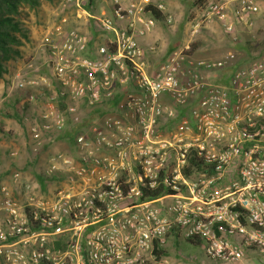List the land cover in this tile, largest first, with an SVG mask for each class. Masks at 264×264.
Instances as JSON below:
<instances>
[{
	"label": "built area",
	"instance_id": "1",
	"mask_svg": "<svg viewBox=\"0 0 264 264\" xmlns=\"http://www.w3.org/2000/svg\"><path fill=\"white\" fill-rule=\"evenodd\" d=\"M88 1L62 5L82 9ZM233 1L204 2L191 32L217 23L237 44L255 27L260 6ZM153 2L113 0V15L96 17L110 35L97 57L88 53V34L52 25L10 74L24 106L44 97L39 111L21 114L35 149L69 122L81 123L83 107H100L126 90L116 113L76 134L77 156L52 157L45 175L64 182L53 199L31 208L4 188L0 262L172 264L164 251L176 235L203 241L212 261H239L249 248L264 253V51L240 66L235 51L201 58L186 45L150 74L137 40L156 25L147 6L174 21L163 2ZM230 66L228 83L212 79ZM177 108L186 114L164 132L163 119H176ZM160 185L166 193L148 196Z\"/></svg>",
	"mask_w": 264,
	"mask_h": 264
},
{
	"label": "crops",
	"instance_id": "2",
	"mask_svg": "<svg viewBox=\"0 0 264 264\" xmlns=\"http://www.w3.org/2000/svg\"><path fill=\"white\" fill-rule=\"evenodd\" d=\"M89 1L83 5L82 9H78L75 5L71 6V9L69 10L71 13L69 17L70 21L67 22V24L72 25V27L78 28L81 31L88 34L90 38L88 53L93 57H97L99 56V47L100 45H103V43H98V40L94 38V34L89 31V26H92V22L90 20V24H89L88 17L96 19V17H99L104 14L110 15L111 12L114 13V4H113V0H95L97 4L96 5L97 13H95L90 8L92 7V3H94V0H92L91 2ZM98 1H100L101 6H98ZM153 1H154L153 4L159 1L163 2L166 5V13L173 16L174 21H176V23L175 24L167 23L166 15L162 13V17L160 19H157L154 16L156 19V25L150 32L146 33L145 35H139L137 37L139 45L145 50L147 69L150 74H154V72L157 70L159 65L163 63L170 55V53H172L174 50H177L186 45H190L194 41L200 42L201 45V41L198 39L199 34L198 33L193 34L191 31L193 25L201 21L199 19L202 14L201 6L203 5V3L201 4L198 2L199 0H153ZM226 1L230 5L234 3L233 0H226ZM257 2L260 6V11L254 15V20H255V26L258 28L264 25L263 24L264 0H257ZM152 6L155 9V5ZM57 23L63 24L62 22H57ZM65 26L67 27V25ZM216 26L218 28L220 27L217 23L204 24L202 27L205 28V30L213 31ZM70 27L71 26H68L67 28ZM224 41L226 42V40ZM151 47H155V50H152ZM34 48L36 47L34 46ZM198 49L194 52L195 54L198 51ZM13 59L14 58H11L8 61V63L9 64L13 63L12 62ZM18 68H20V66L17 67V69ZM12 72H13L12 70L10 71L7 70V72L4 74V78L6 79V84H4L5 81L4 78L2 79L3 82L0 84V92L1 89H3L2 98L0 99V110H1L0 126H2V128H0V173L4 172L5 170L8 172L10 168L24 169L27 167L28 169H30V175L27 176L32 177L36 174V176L39 178V181H41L40 182L41 185L44 186V194H45L44 198L51 200L55 197L57 190L63 187L64 185V182L62 180L63 178L61 179V177H59V179L57 180L59 182V185H56L54 183L45 184L44 183L45 179L42 176L39 177L38 175H41L40 171L45 174L44 171L46 165H43L41 170L38 168V165H35L34 173L32 166H27L28 163L27 155L28 154L33 155L34 153L31 152L32 144H31L28 122H25L21 117L22 112L26 114L29 113V115H31L35 111H39L40 108L43 106L44 97H42L43 95L41 96V93H39V97L34 103L26 104L24 106L22 100L23 95L21 94V91L12 89L10 86L9 76ZM227 80L229 81V78H227ZM125 90L126 89L119 90L114 100L106 102L100 107H96V108L83 107V121L80 124H85L86 128L89 125H92L93 123L101 124L103 121V117L105 115L116 113L117 112L116 104L120 99H122L124 95L123 91ZM33 92H40V91L33 90ZM9 109H12L13 112H10ZM14 112L16 113L15 115ZM186 112L187 109L177 108V113H178L177 118L176 119L164 118L162 122V130L166 132L172 129L178 123L181 117L184 114H186ZM62 138L67 139L66 137H64V135L60 139L62 140ZM13 150L18 151L17 157H11L10 153ZM61 154L65 156H77L78 154L76 152V143L74 142L73 149L70 150V152L65 151L63 153L61 152ZM180 239L181 238L178 237L173 238L174 242L176 243L180 242ZM198 243L200 242H197L195 244ZM247 250H251L253 255H256L254 254L256 253L254 251L257 249L249 248ZM167 255L170 257L172 264H248V262H246V253L243 259L233 262L212 261L208 258H205V260L200 261L196 259L194 256L190 257L189 259H183V257L179 253H176L174 249L173 248L171 249L170 247L167 249ZM255 258L258 261V263L264 264V259L261 260L260 257H256V256ZM0 264H5V263L1 261Z\"/></svg>",
	"mask_w": 264,
	"mask_h": 264
},
{
	"label": "rangeland",
	"instance_id": "3",
	"mask_svg": "<svg viewBox=\"0 0 264 264\" xmlns=\"http://www.w3.org/2000/svg\"><path fill=\"white\" fill-rule=\"evenodd\" d=\"M96 5L97 4L94 0V3H92V7H90L95 13H97ZM98 6H101L100 1H98ZM21 7L22 10L20 13L12 12V14L13 16L17 17V19H22L25 12L28 11L26 12L27 17L23 18L24 20L22 22L23 27H25V29L27 30L28 36L23 37L19 43L13 44L15 45L14 48L16 49V51H14L15 54L12 61L13 63L9 64L7 62L6 66L8 67V71L16 70L17 67L21 66L23 62L28 59V57L34 54V46L36 47L39 39L54 23L62 22L63 24L67 25V27L71 26V28H75L72 27V25L67 24V22L70 21L69 17L71 13L69 10L71 9V6L64 8L62 5V0H37L36 3L25 2ZM110 15H113V13L111 12ZM88 18L89 24L90 20L92 22V26H89V31L94 34V38L98 40V43L106 44L110 36L109 33H106L100 28L97 19H93L90 17ZM175 23L176 21L173 22V24ZM263 26L258 28L255 26L251 30L247 29L245 33L240 34V41L237 44H234L229 35H227L220 27L218 28L216 26L213 31L205 30V28L202 27V29H200L198 32V39L201 41L200 48L198 49L196 54L192 53V56L201 58H218L225 55L229 51H235L237 54L236 64L240 66L246 65L264 51ZM224 40H226V42ZM231 68L232 66L220 71H216L214 74L212 73V79L215 80L217 78H220L221 74ZM231 74L232 73H230L229 75ZM3 78L4 76L0 78V84L3 82ZM4 80V84H6V79L4 78ZM2 90L3 89H1L0 92V99L2 98ZM9 111L13 112L12 109H9ZM15 114L16 113L14 112V115ZM69 123L66 129L61 132L54 141L46 142L42 148L35 150L34 146L31 145V152H33L34 154L27 155V166H32L33 173L35 165H38V168L41 170L43 165H46V167L50 165L51 159L54 155L61 154V152L63 153L65 151L70 152V150L73 149L74 143L69 142V139H60L61 137H63V135H68V133L73 129V122H71V125ZM0 128H2V126H0ZM76 133L77 132L74 131V135ZM76 158L77 157H75V159ZM40 173L41 175L38 176H42L45 179V184L54 183L56 185H59V182L57 180L59 179V177H62L61 175L59 176L56 174L47 176L46 178L44 173H42L41 171ZM15 174H18V177H15ZM27 175H30V169H28L27 167L24 169L10 168L8 172L5 170L4 172L0 173V224L6 217V211L4 208L6 190H4V188L7 187L11 197L18 203L27 205L31 208H38L39 201H45L46 198H44V186L41 185V181H39V178L36 176V174L32 177H29ZM63 176H65V173H63ZM173 238L174 237H171L169 239L167 249L169 247L171 249L173 248L176 253H179L183 257V259H189L190 257L194 256L196 259L201 261L207 258L205 254V244L203 243V241L195 244L184 238H181L180 242L176 243L174 242ZM246 251V262H248V264H260L256 260L255 256L260 257L261 260L264 259V253L259 252V250L254 251L256 252L254 253L256 255H253L251 250Z\"/></svg>",
	"mask_w": 264,
	"mask_h": 264
},
{
	"label": "trees",
	"instance_id": "4",
	"mask_svg": "<svg viewBox=\"0 0 264 264\" xmlns=\"http://www.w3.org/2000/svg\"><path fill=\"white\" fill-rule=\"evenodd\" d=\"M90 0L89 2H91ZM207 0H199V3H204ZM25 2H37V0H0V78L4 76V74L7 72L8 67L7 62L14 57V51L16 49L14 48L15 43H19L20 40L23 37L28 36L27 30L25 27H23V18H26V11L24 14V17L22 19H17V17L13 16L12 12H18L20 13L22 10V5ZM147 11L150 14H153L157 19H160L162 17V13L157 11L153 8L152 5L147 6ZM24 11V10H23ZM264 42V41H263ZM105 44V43H103ZM200 46V42H193L190 44V49L187 51V53L192 54L194 53ZM251 46V45H250ZM235 71V67H232L231 69L226 70L223 74H221L220 78L215 79L217 82L221 83H228L227 78L229 77L230 73H233ZM71 125V122L69 123ZM72 130L68 133V135H64L67 139H69V142L74 143L76 134L79 133L83 128L85 127V124H73L72 123ZM79 129V130H78ZM74 131L77 132L74 135ZM193 163H195V160L193 159ZM167 189L160 185L156 189H154L148 196L150 197H158L166 193ZM245 222V220H243ZM177 235L175 236V238ZM188 240V239H187ZM192 242L197 243V241L190 240ZM164 253H167V249L164 251Z\"/></svg>",
	"mask_w": 264,
	"mask_h": 264
}]
</instances>
